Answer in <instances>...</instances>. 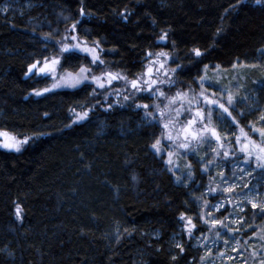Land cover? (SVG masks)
I'll return each mask as SVG.
<instances>
[{"label": "trees", "instance_id": "16d2710c", "mask_svg": "<svg viewBox=\"0 0 264 264\" xmlns=\"http://www.w3.org/2000/svg\"><path fill=\"white\" fill-rule=\"evenodd\" d=\"M0 9H7L0 11V130L21 139L35 137L20 152L0 148V264H201L195 238L207 231L198 222L207 173L193 164L194 179L177 182L178 175L150 149L160 129L148 127L135 104L98 109L88 121L66 127L72 107L96 103L89 98L92 88L36 96L33 90L51 81L24 73L36 60L59 54L56 41L79 22L71 35L90 44L98 41L110 70L131 80L144 71L146 53L167 52L176 57L170 69L185 66L175 79L177 89L187 90L204 65L221 70L264 65L259 54L264 3L0 0ZM165 33L166 41L160 42ZM195 48L203 53L200 58ZM71 63L78 68L81 61ZM254 90L260 112L247 114L245 102L235 108L241 126L257 124L264 113V88ZM144 100L149 101L136 103ZM254 212L246 208L248 231L231 234L244 254L250 252L251 237L264 234V225L259 227L264 215ZM182 213L196 225L193 238L179 220Z\"/></svg>", "mask_w": 264, "mask_h": 264}, {"label": "snow or ice", "instance_id": "6c2138e0", "mask_svg": "<svg viewBox=\"0 0 264 264\" xmlns=\"http://www.w3.org/2000/svg\"><path fill=\"white\" fill-rule=\"evenodd\" d=\"M255 3L261 5L264 0H255ZM0 11H7V9H0ZM226 11L228 10L226 9ZM85 15V11L81 9V16ZM78 23L71 26L69 34L65 35L62 40L56 41V44L59 45V54L51 57L46 56L42 62L36 60L28 65L24 73L25 77L36 76L51 81L49 86L33 90V94L36 96H42L60 89L92 88L89 98L95 100L96 103L90 106L85 103L72 107L69 110L71 124L66 127L88 121L98 109L109 112L116 107H132L135 104V110H144L142 120L148 127L159 126L162 129L160 136L150 145V149L163 160L170 173L175 174L174 169L178 168L174 157L195 154L202 146L211 145L213 141L216 147L211 150L215 156L213 160L207 161L202 169L203 173L210 171L208 165L213 164L221 152L225 159L240 160L243 157L244 164L249 166L255 164L253 171L259 169L264 173V116L260 117V127H256L254 124L241 126L240 121L233 116L235 104L239 101L230 92H228L225 100L223 94L227 90L217 88L216 84H213L206 74L200 75L198 80L192 82L194 85L198 84L199 91L190 85L187 90H178L175 95H168V91L177 84L175 76L178 70L184 71L185 66L178 64L176 68L169 69L168 63H175L176 57H170L167 52L146 53L141 61L142 63L148 62L145 64V71L129 80L124 72H114L108 68L110 62L102 58L101 53L104 52V49L100 48L98 41L90 44L87 40H82L79 35H71L72 32L76 31ZM166 37L167 33L161 35L160 42H165ZM44 39L50 40L51 37L45 36ZM192 51L196 58L203 55L198 48ZM259 54L264 56V50H260ZM76 59L81 61L78 68L71 63ZM84 61L90 62L84 63ZM198 62V60L193 61V64ZM65 65H68V68H65ZM251 66L255 67L256 65ZM217 67L219 66L217 65ZM236 67L237 65L234 64L233 68ZM208 68L209 65H204L205 73ZM97 69H99V73H97ZM120 81L123 82V85L117 86ZM254 84L264 88V80L254 81ZM209 88L213 91L209 92ZM217 92L220 95H217ZM121 96L123 101L120 100ZM138 99H152L157 102L140 104L136 103ZM77 107L81 110L77 111ZM214 118L218 123L214 124ZM229 118H231L230 123ZM233 127L238 129V133L233 131ZM256 135H258L259 140L253 139V136ZM0 138H2L0 139V148L14 152H20L30 140L35 139V137L28 136L21 139L5 130H0ZM181 150L183 151L181 152ZM165 154L167 159H164ZM204 159L201 157L198 162L203 163ZM187 167L189 169L188 178L194 179L192 165L189 164ZM220 176L222 183H228L229 177L223 172L220 173ZM181 179V177H177V182H180ZM236 187L237 185L233 184L225 188L224 191L233 192ZM217 191L218 187H210L208 194H214ZM241 195L251 204L252 209H259V212H254L253 215H264V202L258 201L255 195L251 194V190L248 195ZM225 203L227 201L212 205L207 200L204 201V206L201 209L202 214L199 218L204 224H210V231L216 230L217 226L220 228L229 227L217 219L211 210L205 211L206 209L219 211L225 206ZM243 210L241 208V211ZM16 216L18 219L21 218L19 205L16 206ZM225 219L228 218L225 217ZM179 220L185 221L184 231L187 232L189 238H193V229L196 228V225L192 218H186L182 213ZM229 231H231L230 228ZM220 235L221 232L216 231L217 238ZM260 239L264 240V234L260 235ZM176 247L181 252L184 251L181 244L177 243ZM253 255L255 256L256 253L253 252ZM172 259L175 260L176 257L173 256ZM261 264H264V260L261 261Z\"/></svg>", "mask_w": 264, "mask_h": 264}, {"label": "rangeland", "instance_id": "374dc122", "mask_svg": "<svg viewBox=\"0 0 264 264\" xmlns=\"http://www.w3.org/2000/svg\"><path fill=\"white\" fill-rule=\"evenodd\" d=\"M169 66L170 62L168 63L167 67L169 68ZM205 74L213 84H216L217 88H225L227 90L223 94L225 100L227 99L228 92L233 94V96L239 101L235 104L236 109H238L240 105H244L245 102L249 107L246 108L247 114H250L252 116L253 113L255 114L257 112H260L254 104L256 96L254 90L256 84H254V81L264 80V65H262V67L260 68L236 67L230 70L213 68L207 69L206 73L204 69L201 75ZM194 88L199 91L198 84H196ZM130 90L131 89L129 88V91ZM178 90L183 89H177L175 86L172 87L167 94L170 96L175 95L176 91ZM212 91L213 89L209 88V92ZM217 95H220V93L217 92ZM147 100L149 101L144 100L143 104H153L157 102L152 99ZM164 103H166V101H164ZM141 110L144 113V110ZM233 114H235L234 111ZM239 115L241 114L238 113L236 116ZM261 116H264L263 112L259 115L257 124H254L256 127L261 126ZM249 120H251V118H249ZM230 122L231 118H229V123ZM215 123L218 122L214 118V124ZM247 125H249V123ZM158 128L160 129L161 134L162 129L159 126ZM236 130V133H238V129ZM253 139L259 140L258 135L253 136ZM213 147H216L214 141L211 145L202 146L200 150L195 154L180 155L178 157H174L176 163L178 164V168L174 169L175 174L178 175V177L184 178L185 182H187V173L189 171L187 165L189 164L192 165V168L193 164L197 165L202 172V169L207 164V161L213 160L215 156V154L211 150ZM182 151L183 150H181V152ZM201 157L205 158L203 163L198 162ZM164 159H167L166 154L164 156ZM208 167L210 171L207 173L205 180L206 187L204 192V199L199 203V217L202 214L201 209L204 206L205 200H207L209 204L212 205H215L222 201H227V203H225V206L219 211H216L215 209H206L205 211L211 210L217 219L223 221L229 227L220 228L219 226H217V231L221 232L219 238H217L216 235L209 236L210 224H204V222L200 220V218H198L199 224L207 229L203 236H198L195 238V246L196 248H199L201 250V258H204L203 260L201 259V264H261V261L264 260V241L257 236L251 237L250 242L248 243L250 252L244 254L243 251L239 250L238 242L236 238H233L234 236L231 237V234H233V231L234 233L238 232L239 234H241L242 232L248 231L250 229L246 226L247 222L245 213L246 208H249L252 211H254V209H252L251 204H249L241 194L248 195L251 190V194H254L258 201L264 202V173H262L259 169L253 171V169L255 168V164L253 163L251 166L244 164L243 157H241L240 160H236L235 158L225 159L222 152L219 157L215 158V162L211 165H208ZM221 172L229 177L228 183H222L220 176ZM233 184L237 185L233 192L224 191L225 188L230 187ZM245 185H247V187H245ZM210 187H218V191L214 194H208ZM241 208H243L244 210L241 211ZM255 211L259 212V209H256ZM225 217H227L228 219L226 220ZM236 221L241 222L237 223ZM253 223H255L254 219L249 222L251 226L253 225ZM263 225V222H261L259 227H262ZM229 228L231 229V231H229ZM254 229L255 228L253 227V230ZM262 229H264V227ZM225 241H227V243H225ZM253 252L256 253L255 256L253 255Z\"/></svg>", "mask_w": 264, "mask_h": 264}, {"label": "bare ground", "instance_id": "6f19581e", "mask_svg": "<svg viewBox=\"0 0 264 264\" xmlns=\"http://www.w3.org/2000/svg\"><path fill=\"white\" fill-rule=\"evenodd\" d=\"M242 107V106H241ZM247 107H248V105H247ZM249 108V107H248Z\"/></svg>", "mask_w": 264, "mask_h": 264}]
</instances>
